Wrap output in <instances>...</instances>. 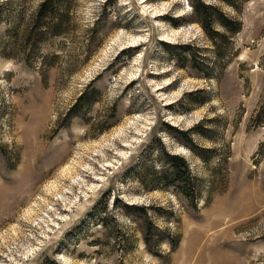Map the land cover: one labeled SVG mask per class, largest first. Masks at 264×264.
<instances>
[{"label":"rangeland","instance_id":"rangeland-1","mask_svg":"<svg viewBox=\"0 0 264 264\" xmlns=\"http://www.w3.org/2000/svg\"><path fill=\"white\" fill-rule=\"evenodd\" d=\"M44 1L0 0V264H264V0L224 6L223 57L170 24L191 0H68L27 43ZM163 151L196 209L155 187Z\"/></svg>","mask_w":264,"mask_h":264},{"label":"trees","instance_id":"trees-1","mask_svg":"<svg viewBox=\"0 0 264 264\" xmlns=\"http://www.w3.org/2000/svg\"><path fill=\"white\" fill-rule=\"evenodd\" d=\"M216 4H208L204 0H191L192 12L190 15L181 18L169 17L168 20L174 27H180L184 23H197L204 30L208 39L212 42L215 53L218 57L226 56L229 51L228 45L230 40L236 37L243 30V23L237 17H230L224 12V6H230L237 12H241L240 8L231 0H215ZM248 1V0H243ZM34 23L28 32L26 42L30 40H42L48 31L52 36L62 33L65 26L69 23V3L68 0H45L39 7L38 12L33 17ZM222 28L223 32L220 31ZM169 47V46H168ZM185 52L191 51V45L183 46ZM212 77L210 72L206 75ZM168 128L174 131L177 129L169 124ZM186 136V140L193 143L191 134L179 132ZM182 143L189 146V143L183 138L178 137ZM200 155L202 151L201 148ZM196 152V151H195ZM204 158V157H202ZM161 165L163 172L158 179L154 181L155 187L174 186L175 189L182 194L190 206L197 208L199 197L201 196L196 186L197 178L194 176L190 164L180 155L162 152ZM167 167V169H166ZM152 181V182H153ZM158 182V183H157ZM155 227L148 224L147 238L145 242L150 243L149 238L152 237V231Z\"/></svg>","mask_w":264,"mask_h":264},{"label":"bare ground","instance_id":"bare-ground-1","mask_svg":"<svg viewBox=\"0 0 264 264\" xmlns=\"http://www.w3.org/2000/svg\"><path fill=\"white\" fill-rule=\"evenodd\" d=\"M69 174H71V170H70V168L66 169V170L63 172V175H64V176H67V175H69ZM55 190L57 191L56 186H51L50 189H49L50 192H51V191H55Z\"/></svg>","mask_w":264,"mask_h":264}]
</instances>
